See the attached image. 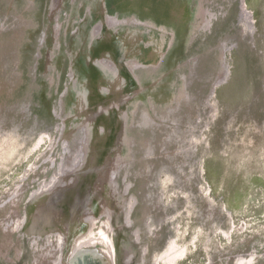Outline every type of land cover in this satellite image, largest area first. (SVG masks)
Here are the masks:
<instances>
[{
  "label": "rangeland",
  "instance_id": "1",
  "mask_svg": "<svg viewBox=\"0 0 264 264\" xmlns=\"http://www.w3.org/2000/svg\"><path fill=\"white\" fill-rule=\"evenodd\" d=\"M0 264H264V0H0Z\"/></svg>",
  "mask_w": 264,
  "mask_h": 264
},
{
  "label": "flooded vegetation",
  "instance_id": "2",
  "mask_svg": "<svg viewBox=\"0 0 264 264\" xmlns=\"http://www.w3.org/2000/svg\"><path fill=\"white\" fill-rule=\"evenodd\" d=\"M10 263V262H9Z\"/></svg>",
  "mask_w": 264,
  "mask_h": 264
}]
</instances>
